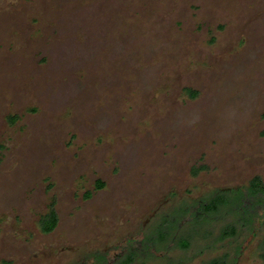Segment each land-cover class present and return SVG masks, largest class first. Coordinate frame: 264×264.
I'll return each instance as SVG.
<instances>
[{"label": "rangeland", "instance_id": "374dc122", "mask_svg": "<svg viewBox=\"0 0 264 264\" xmlns=\"http://www.w3.org/2000/svg\"><path fill=\"white\" fill-rule=\"evenodd\" d=\"M254 177L264 0H0V264H264L263 204L246 225L190 216Z\"/></svg>", "mask_w": 264, "mask_h": 264}, {"label": "trees", "instance_id": "16d2710c", "mask_svg": "<svg viewBox=\"0 0 264 264\" xmlns=\"http://www.w3.org/2000/svg\"><path fill=\"white\" fill-rule=\"evenodd\" d=\"M99 187H101V184H99ZM233 198L235 199V203L237 206L230 207V204H228L229 199L225 197L224 194H218L215 195L213 198L209 199L208 201H205L200 204V209L194 213L195 217L192 221V224L194 225V228L196 226V232L200 231L202 226L199 228V224L206 225L208 221H211V218L220 215L223 211V208H226L228 210L229 216H233L236 214L242 215L239 219L238 223H241L242 225H246L244 221L247 219L253 218L255 213H257V205H264V183L261 182L259 178H255L250 182V185L248 187V190L246 193H241L239 191L236 192L235 195H233ZM250 201V205L242 206L245 201ZM228 204L227 206H225ZM257 204V205H256ZM236 211V212H235ZM188 210L184 209H178L176 211H173L171 214L167 215L165 218H162V224H157L156 229L147 235L145 243L150 244L151 246L155 245H163L166 243L167 240H169L174 233H178V220L179 218L183 217L184 215H187ZM200 217V218H199ZM199 218V219H198ZM230 218V217H229ZM247 218V219H246ZM209 219V220H208ZM57 223V217L53 211H50V214L43 217L40 221L41 230L43 233H50L53 231ZM240 225V224H239ZM198 228V229H197ZM237 228L238 226H235V224H227L224 226V228L221 230L220 236L222 238L230 237L237 234ZM192 229V228H191ZM189 240L190 235L189 233L187 235L184 234L183 237H180L177 239L176 247L181 250H186L189 247ZM136 253H129L128 257H126L123 261V263H131V261L134 260ZM262 257L264 259V252L262 254ZM208 264H223L221 259L217 258L209 262Z\"/></svg>", "mask_w": 264, "mask_h": 264}, {"label": "flooded vegetation", "instance_id": "af4514ba", "mask_svg": "<svg viewBox=\"0 0 264 264\" xmlns=\"http://www.w3.org/2000/svg\"><path fill=\"white\" fill-rule=\"evenodd\" d=\"M255 178H258V177H254L253 179H255ZM252 179V180H253ZM251 180V181H252ZM250 181V182H251ZM262 182V181H261ZM263 183V182H262ZM99 184H101V188L103 187V183H101V182H99L98 183V188H100L99 187ZM249 185H250V183L248 184V186H247V188H246V190H244V189H239V190H237V191H239V192H241V193H246L247 192V190H248V187H249ZM244 190V192H242ZM237 191H234V192H225L224 193V195H225V197H227L228 199H229V202H228V204H230V207H233L234 205L236 206L237 204L235 203V199L233 198V195H235L236 194V192ZM218 194H223V193H221V192H218V193H215V194H213L209 199H211V198H213L215 195H218ZM91 195H90V193H87V197L89 198ZM209 199H206L205 201H208ZM205 201H203V202H205ZM250 202V201H249ZM228 204H226L225 206H227ZM246 203H243V205L242 206H244ZM54 205H55V203L52 201L51 203H50V208H49V210L47 211V213H45L43 216H41L40 217V219H39V226H40V221L42 220V218L43 217H45V216H47L48 214H50V211H53L54 213H55V215H56V217H57V223H58V216H57V213H56V211H55V209L53 208L54 207ZM257 205V204H256ZM258 206V205H257ZM200 209V205H199V207H198V210ZM188 211H189V209H188ZM191 217H192V219L194 220V215L193 214H191L190 215ZM57 223H56V226H57ZM55 226V227H56ZM39 229H40V232L41 233H43L42 232V230H41V226L39 227ZM55 229V228H54ZM53 229V230H54ZM51 233V232H50ZM43 234H49V233H43ZM263 252H264V249L261 251V253L259 254V258L264 262V259H263V257H262V254H263ZM262 257V258H261ZM215 259H217V258H215ZM219 259H221V261L223 262V264H225V262H224V259L223 258H219ZM214 260V259H213ZM212 261V260H211ZM211 261H209V262H211ZM208 262V263H209ZM207 263V264H208Z\"/></svg>", "mask_w": 264, "mask_h": 264}]
</instances>
